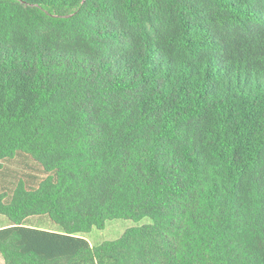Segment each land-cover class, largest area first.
<instances>
[{
    "label": "trees",
    "instance_id": "obj_1",
    "mask_svg": "<svg viewBox=\"0 0 264 264\" xmlns=\"http://www.w3.org/2000/svg\"><path fill=\"white\" fill-rule=\"evenodd\" d=\"M0 216L3 264H264V0H0Z\"/></svg>",
    "mask_w": 264,
    "mask_h": 264
},
{
    "label": "rangeland",
    "instance_id": "obj_2",
    "mask_svg": "<svg viewBox=\"0 0 264 264\" xmlns=\"http://www.w3.org/2000/svg\"><path fill=\"white\" fill-rule=\"evenodd\" d=\"M147 222V220H142L139 223H134L130 220H111L105 223V227L103 230L92 229L91 232L85 235L84 237L91 246H96L103 242L114 241L119 238L125 230ZM7 223V219L3 216H0V226H6ZM25 224L29 226L41 227L52 231L57 230V227L44 217H31L25 221ZM0 264H3L1 257Z\"/></svg>",
    "mask_w": 264,
    "mask_h": 264
},
{
    "label": "crops",
    "instance_id": "obj_3",
    "mask_svg": "<svg viewBox=\"0 0 264 264\" xmlns=\"http://www.w3.org/2000/svg\"><path fill=\"white\" fill-rule=\"evenodd\" d=\"M1 227V226H0ZM4 227V226H3Z\"/></svg>",
    "mask_w": 264,
    "mask_h": 264
}]
</instances>
